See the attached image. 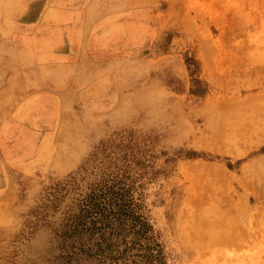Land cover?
I'll list each match as a JSON object with an SVG mask.
<instances>
[{
	"label": "rangeland",
	"instance_id": "rangeland-1",
	"mask_svg": "<svg viewBox=\"0 0 264 264\" xmlns=\"http://www.w3.org/2000/svg\"><path fill=\"white\" fill-rule=\"evenodd\" d=\"M0 264H264V0H0Z\"/></svg>",
	"mask_w": 264,
	"mask_h": 264
},
{
	"label": "trees",
	"instance_id": "trees-1",
	"mask_svg": "<svg viewBox=\"0 0 264 264\" xmlns=\"http://www.w3.org/2000/svg\"><path fill=\"white\" fill-rule=\"evenodd\" d=\"M189 65L191 64L188 62ZM193 64V63H192ZM197 68L193 71V74H196ZM194 81L199 82V79H195ZM73 179V178H72ZM100 193H96L92 191L89 195V197L81 199V205L79 206L78 213H73L71 215V224L69 226L70 229V234H73L74 237H76L77 241L81 239V236L89 234L91 235L94 230H97L98 227H96V222L94 220H87V218H90V214L98 213L102 214V211L104 210L103 206L101 203H95L93 201H100V198L102 196V189L100 188L98 190ZM68 237L69 235H63V237ZM80 243V242H78Z\"/></svg>",
	"mask_w": 264,
	"mask_h": 264
}]
</instances>
